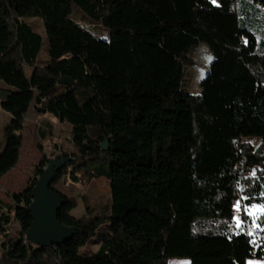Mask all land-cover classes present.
<instances>
[{"label": "trees", "instance_id": "trees-1", "mask_svg": "<svg viewBox=\"0 0 264 264\" xmlns=\"http://www.w3.org/2000/svg\"><path fill=\"white\" fill-rule=\"evenodd\" d=\"M74 7L109 39L70 22L60 65H38L43 38L20 18H68ZM200 43L208 70L199 92L180 93ZM64 76L73 84H60ZM0 82L8 93L0 108L10 115L0 178L18 161L32 106L69 123L77 149L59 151L71 159L50 186L73 237L50 247L25 240L43 156L11 204L0 200V264H246L264 256V0H0ZM63 177L106 178L105 214L74 216L76 198L54 189ZM247 202L262 209L255 220ZM12 218L20 234L7 239ZM94 237L97 250L80 254Z\"/></svg>", "mask_w": 264, "mask_h": 264}, {"label": "rangeland", "instance_id": "rangeland-1", "mask_svg": "<svg viewBox=\"0 0 264 264\" xmlns=\"http://www.w3.org/2000/svg\"><path fill=\"white\" fill-rule=\"evenodd\" d=\"M23 22L27 23L32 29L43 38L42 51L38 57V65L42 66L45 62H51L56 66L60 65L63 43L65 40L66 29L70 22L79 23L101 40H108L109 33L101 25L90 24L83 19L82 13L73 8L68 18H41V17H22ZM191 63L184 69V77L181 82L180 93L199 92V80L207 72L211 60L210 53L204 43L194 47L191 52ZM26 75H30L31 68L24 65ZM6 86L0 82V91H4ZM10 115L0 108V152L4 144L3 129L9 122ZM71 125L67 122H60L56 117L49 113H42L35 107H30L24 122L22 131V144L16 165L0 178V200L5 204H11V194L18 193L28 185L30 178L34 175V170L43 156L53 158L59 155V151L76 153L77 149L71 143ZM54 189L67 197L76 198L78 205L72 210L74 216L80 217L88 212L93 215L105 214L110 202V188L106 178L101 177L91 180L89 183L69 182L66 177L61 178ZM262 209L251 203L244 207L245 214L251 219L261 213ZM242 208L240 205L235 207V219L240 224ZM109 227L103 224L100 229ZM7 232V239L19 236L20 227L12 218V222L4 228ZM4 232V231H2ZM4 236L0 231V258L5 254L3 243ZM98 239L92 238L86 246L80 249V254H90L97 250ZM119 264L123 262L119 261ZM166 264H189L185 258H172L166 260ZM247 264H264V260L252 258L247 260Z\"/></svg>", "mask_w": 264, "mask_h": 264}, {"label": "water", "instance_id": "water-1", "mask_svg": "<svg viewBox=\"0 0 264 264\" xmlns=\"http://www.w3.org/2000/svg\"><path fill=\"white\" fill-rule=\"evenodd\" d=\"M60 84L72 85L73 80L64 76L60 78ZM7 94V91H0V101H3ZM107 144V140L103 141L101 148L106 150ZM70 159L71 157L63 155L49 158L47 165L32 187V202L29 205L31 222L25 233V240L32 245L50 247L67 241L74 235V227L65 226L58 221L57 213L64 200L50 187L58 169Z\"/></svg>", "mask_w": 264, "mask_h": 264}, {"label": "built area", "instance_id": "built-area-1", "mask_svg": "<svg viewBox=\"0 0 264 264\" xmlns=\"http://www.w3.org/2000/svg\"><path fill=\"white\" fill-rule=\"evenodd\" d=\"M258 259L259 260H264V256L263 255H260Z\"/></svg>", "mask_w": 264, "mask_h": 264}, {"label": "crops", "instance_id": "crops-1", "mask_svg": "<svg viewBox=\"0 0 264 264\" xmlns=\"http://www.w3.org/2000/svg\"><path fill=\"white\" fill-rule=\"evenodd\" d=\"M246 264H247V262H246Z\"/></svg>", "mask_w": 264, "mask_h": 264}]
</instances>
